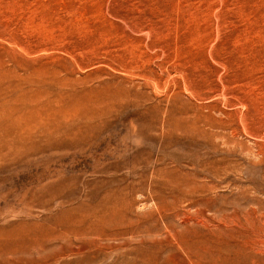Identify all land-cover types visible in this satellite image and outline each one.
<instances>
[{
	"label": "rangeland",
	"instance_id": "1",
	"mask_svg": "<svg viewBox=\"0 0 264 264\" xmlns=\"http://www.w3.org/2000/svg\"><path fill=\"white\" fill-rule=\"evenodd\" d=\"M0 264H264V0H0Z\"/></svg>",
	"mask_w": 264,
	"mask_h": 264
}]
</instances>
